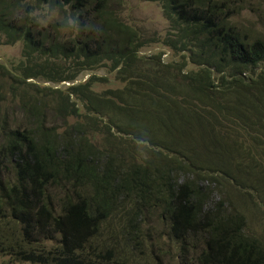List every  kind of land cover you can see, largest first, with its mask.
Returning a JSON list of instances; mask_svg holds the SVG:
<instances>
[{
  "label": "trees",
  "instance_id": "1",
  "mask_svg": "<svg viewBox=\"0 0 264 264\" xmlns=\"http://www.w3.org/2000/svg\"><path fill=\"white\" fill-rule=\"evenodd\" d=\"M31 1L0 0V43H22L24 57L0 64V259L165 264L159 237L145 229L154 210L182 264H264V240L249 232L247 215L225 213L222 201L211 206L215 173L244 186L252 163L264 175V140L257 158L221 128L222 117H245L264 135V38L231 24L226 0H142L159 3L171 21L174 37L164 44L202 66L174 74L164 54H140L153 40L123 20L117 0ZM43 4L52 7L48 25L27 15ZM101 67L122 87L97 91L109 79L95 74L77 82ZM187 148L208 162L196 164Z\"/></svg>",
  "mask_w": 264,
  "mask_h": 264
},
{
  "label": "rangeland",
  "instance_id": "2",
  "mask_svg": "<svg viewBox=\"0 0 264 264\" xmlns=\"http://www.w3.org/2000/svg\"><path fill=\"white\" fill-rule=\"evenodd\" d=\"M31 2H34L32 0ZM37 9L35 10V16L39 17L45 25H48L51 20V14L49 13L52 10L49 4L43 5H35ZM47 6V7H45ZM115 10L122 16L123 20L129 24L137 28L140 32L145 33L148 37L153 40L149 43V45L145 46L141 49L140 54L144 57L156 56L164 54L162 56V62L167 67L174 68L172 72L174 74H180L182 71L180 69L181 65L184 66V70L188 73L199 71L202 66L199 64H195L191 62V54H188L186 58H184V52H176L173 49L167 47L164 44V41L168 37H174L175 31L171 27V21L166 18L162 6L157 2H147L142 0H117ZM226 11L231 16L230 23L236 24L239 26L242 31L247 35L248 39H254L257 37L264 38V0H226ZM54 12V11H53ZM56 14L54 13V16ZM22 43H17L14 45L0 43V64L7 65L13 67L14 63L22 60L23 52H22ZM185 62H188L187 65H184ZM217 71L216 69H213ZM182 72V73H186ZM97 75L98 77L106 76L109 79L108 83L101 82L97 85V91H105L111 88H119L122 87V84L118 82L115 78V73H111L109 67H101L93 72H86L82 74L77 82H85L91 75ZM221 74L216 72V77H221ZM1 77V75H0ZM235 76H231L228 71V75H226V82L229 83L233 80ZM220 79V78H218ZM30 82L37 83L41 86H48L54 89H60L62 91H66V89L70 86L68 83H48L42 79H32ZM9 82H11L9 80ZM240 93H232V106H234V102L236 101L238 95ZM241 96H239V99ZM243 98V96H242ZM249 100H243V107L249 103ZM252 113V110L248 107ZM261 112H264V108ZM247 115H250L247 113ZM264 115V113H263ZM23 116V115H22ZM79 120L76 117H71L68 119L69 123H75ZM250 123H252L250 121ZM223 124V125H222ZM221 128H226L236 134L240 135L241 140L244 141L245 145L251 146L250 151L252 154L259 157L262 152V147H258L257 140H264V135L258 129V131L254 132L250 129L249 122L245 119H238L233 116H229V119H225L222 117ZM60 132H64L63 122L61 119H58L57 123ZM260 127V125H259ZM176 129H172V133H176ZM196 135H200L201 133L197 129L194 131ZM199 144V143H198ZM253 145L257 146L256 150L253 149ZM203 148V147H200ZM188 156L192 161H195L196 164L201 165L208 161L206 158H202L205 161H201L198 159L199 154H190L188 148L186 150ZM202 153V152H201ZM258 153V154H257ZM145 158L149 155L144 152L143 154ZM173 157H176L178 160H183L186 163L189 161L186 158H182L181 156H177L176 154H172ZM250 155L245 156L243 159L245 161L249 160ZM172 158V157H171ZM264 163V160H261ZM249 165V164H248ZM197 167H194L195 170ZM198 170V169H196ZM249 172V175H246V179L239 178L240 181H251L249 186H244L241 182L236 181L233 177H226L223 174H214L215 178H220V184L218 181L213 183L211 186L212 189L215 190V193L211 200V206L217 205L220 201H222L221 208L228 213V211L233 210L234 214L240 213L245 214L249 218V232L252 235H258L260 239L264 240V175L262 172L256 170L253 166L248 167L246 169ZM234 177L238 176L241 171L236 169L231 170ZM211 178V175H207ZM182 177V176H181ZM222 177H226L227 181L222 180ZM254 177H257L258 183H252L254 181ZM186 177H183V179ZM248 178V179H247ZM207 184V183H206ZM261 188L262 192L256 188ZM62 192H59L58 198L62 195ZM148 210H145L147 214ZM148 224L145 225L146 233L152 235L151 237L153 241L155 239L160 240V244L164 246V251L168 253L166 254L164 261L165 264H182L179 255H177V248L179 244L173 241L168 233V229L159 218L157 212L150 211L148 216ZM3 226V223H1ZM55 243L49 242L48 245H54ZM0 264H20L15 263L11 258H3L0 259Z\"/></svg>",
  "mask_w": 264,
  "mask_h": 264
},
{
  "label": "clouds",
  "instance_id": "3",
  "mask_svg": "<svg viewBox=\"0 0 264 264\" xmlns=\"http://www.w3.org/2000/svg\"><path fill=\"white\" fill-rule=\"evenodd\" d=\"M45 7H47V6H45ZM27 15H28L29 17H34V16H35V13H34V12H29V13H27Z\"/></svg>",
  "mask_w": 264,
  "mask_h": 264
},
{
  "label": "water",
  "instance_id": "4",
  "mask_svg": "<svg viewBox=\"0 0 264 264\" xmlns=\"http://www.w3.org/2000/svg\"><path fill=\"white\" fill-rule=\"evenodd\" d=\"M24 264H41V263L35 262V263H24Z\"/></svg>",
  "mask_w": 264,
  "mask_h": 264
}]
</instances>
